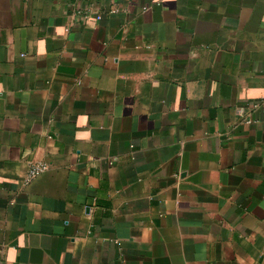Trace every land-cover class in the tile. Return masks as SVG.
Here are the masks:
<instances>
[{"label": "crops", "instance_id": "crops-1", "mask_svg": "<svg viewBox=\"0 0 264 264\" xmlns=\"http://www.w3.org/2000/svg\"><path fill=\"white\" fill-rule=\"evenodd\" d=\"M0 264H264V0H0Z\"/></svg>", "mask_w": 264, "mask_h": 264}, {"label": "built area", "instance_id": "built-area-1", "mask_svg": "<svg viewBox=\"0 0 264 264\" xmlns=\"http://www.w3.org/2000/svg\"><path fill=\"white\" fill-rule=\"evenodd\" d=\"M245 122L249 123L250 120L246 119ZM45 169H46L45 163L37 162V163H33V164L29 165V167L25 173V176H24V182L25 183L30 182L32 179L39 176Z\"/></svg>", "mask_w": 264, "mask_h": 264}]
</instances>
